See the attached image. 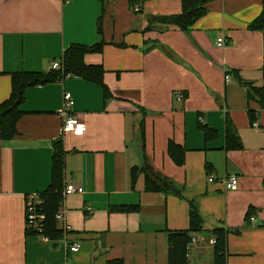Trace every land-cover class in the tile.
<instances>
[{
  "label": "crops",
  "instance_id": "1",
  "mask_svg": "<svg viewBox=\"0 0 264 264\" xmlns=\"http://www.w3.org/2000/svg\"><path fill=\"white\" fill-rule=\"evenodd\" d=\"M206 7L184 31L159 21L181 14V0H0V104L11 95L12 73H48L72 44L105 43L85 62L103 67L111 94L106 100L102 86L72 74L26 90L18 135L0 137V264H170L168 235L190 229L191 201L204 225L190 235L187 264H264V108L249 99L251 86L264 89V30L250 28L263 4L212 0ZM66 92L84 134L62 132ZM229 122L240 149L226 147ZM203 126L216 134L207 139ZM59 138L65 184L84 193L63 198L58 225L70 232L49 239L28 233L26 199L50 185ZM171 141L186 148L181 166L169 155ZM136 166L180 194L148 191L145 172L133 183ZM231 176L236 190L223 183ZM218 229L227 232L219 255Z\"/></svg>",
  "mask_w": 264,
  "mask_h": 264
},
{
  "label": "trees",
  "instance_id": "2",
  "mask_svg": "<svg viewBox=\"0 0 264 264\" xmlns=\"http://www.w3.org/2000/svg\"><path fill=\"white\" fill-rule=\"evenodd\" d=\"M212 0H181L182 13L168 17H161L159 21L167 25H175L184 31H190L194 24L207 13V4ZM263 9L260 16L250 25V28L264 30V0H262ZM134 5V0H132ZM155 20V19H154ZM101 32V28L99 30ZM105 43L101 42L95 45L72 44L64 53L62 58L63 71L51 70L45 72L20 71L12 73V92L10 97L0 104V137L3 140L14 139L18 135V122L24 115L22 106L26 98V90L38 85L53 83L59 78L67 75H76L85 80L94 82L102 86L104 96L107 100L111 94L104 83V69L101 65H90L85 62V56L89 53L101 52ZM246 84V83H244ZM249 99L257 100L264 108V89L251 86L249 90ZM252 120H255V113L250 110ZM226 143L227 149H240L242 142L238 136L235 127L229 122L227 127ZM204 133L207 139L212 138L216 131L204 127ZM169 155L178 165L185 163L186 148L171 141L168 147ZM65 156L63 138H59L53 143L52 159V179L48 188L41 192L44 203L41 206V212L45 215L43 235L49 239H61L64 231L59 227L56 220V214L59 212L63 202V190L65 185ZM146 173V189L150 192H166L175 190L174 184L158 174L151 173L149 167H133L131 171L132 182L135 183L140 173ZM191 224L187 231L170 232L168 241L172 246L170 252V264H187L186 251L191 241V233L203 229L204 220L198 212V207L194 201L190 202ZM115 212H133L138 210V206H115L111 209ZM28 233L38 234L30 231ZM216 232V254L225 252L227 242V232L224 229H218ZM118 264H122L118 261Z\"/></svg>",
  "mask_w": 264,
  "mask_h": 264
},
{
  "label": "built area",
  "instance_id": "3",
  "mask_svg": "<svg viewBox=\"0 0 264 264\" xmlns=\"http://www.w3.org/2000/svg\"><path fill=\"white\" fill-rule=\"evenodd\" d=\"M136 11H140V8L137 7ZM227 44V39L225 37H220L218 39L217 45L223 47ZM63 63L62 61L54 62L51 66V70L63 71ZM229 79V77H228ZM175 97L178 100H182L184 95L181 92L176 93ZM75 104L74 98L70 92H66L64 94L63 107L60 110L59 114L62 117V132L63 133H75V134H84L87 131L86 123L76 114L73 113V106ZM258 127V124H254ZM210 182L215 181V178L211 176L209 178ZM226 189L228 190H236L239 186V179L237 176H231L226 179L224 182ZM84 188L76 183L70 182L65 184L63 190V198L65 199L69 195L74 194H83ZM44 203V199L42 198L41 193H33L27 196L26 199V221L27 227L30 231L37 232L38 235L43 236L44 238H48L43 235L44 230V220L45 215L41 212V206ZM88 211L92 212V208H88ZM65 211L61 209L56 214L57 222L62 221L64 217ZM252 221H255V217L251 218ZM63 231L70 232V225L64 224L62 227ZM213 244H216V239H213ZM80 243H75L71 246L70 250L73 252H77L80 249Z\"/></svg>",
  "mask_w": 264,
  "mask_h": 264
}]
</instances>
